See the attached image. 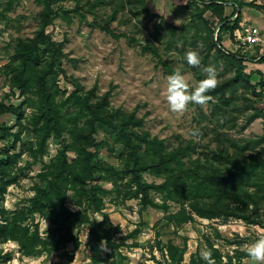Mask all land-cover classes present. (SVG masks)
Instances as JSON below:
<instances>
[{"label": "trees", "instance_id": "obj_1", "mask_svg": "<svg viewBox=\"0 0 264 264\" xmlns=\"http://www.w3.org/2000/svg\"><path fill=\"white\" fill-rule=\"evenodd\" d=\"M15 1H8L9 8ZM63 1L39 0L42 10L37 15L35 36L16 40L14 55L4 69L11 88L18 90L23 100L19 106L0 102V118L12 115L18 127V131L13 132V128L0 122V140L11 139L0 159V244L16 242L24 257L51 254L72 245L73 249L68 252V262H72L82 245L80 233L87 227L90 264H122L126 260L123 249L138 247L137 242L130 245L128 241L137 240L142 230L138 226L124 234L121 227L113 224L106 210L109 196H114L112 202L115 204L138 200L140 215L149 208L162 210L175 229L193 222L195 216L208 220L234 218L248 225H263L264 133L242 140L229 133L231 130L245 131L257 119L264 121V108L251 104V97L254 103H264V73L254 72L259 76L254 82L253 73L246 72L248 61L264 64V55L252 58L241 50L232 53L223 44L225 35L234 40L242 20L238 11L247 4L238 3L228 14L226 6L215 0H189L185 5L189 10L186 22L174 26L160 18L157 39H169L168 49H175L183 69L202 80L206 75L202 69L213 65L218 76L217 87L207 93L213 97L207 103L209 113H204L198 105L201 122L207 123L204 129L211 136L209 143L189 139L170 147L165 139L153 137L145 130V118L138 116L137 109L130 113L112 109L111 91L99 95L97 85L86 91L75 83L74 90L67 95L60 88L58 79L67 74L61 66L65 44L54 41L47 30L62 11L55 10L54 5ZM101 1L113 12L109 20L95 18V27L116 39L128 37L125 33L117 34L111 27L119 13L129 14L140 24L143 19L159 18L151 13L147 0L97 2ZM86 5L91 13L97 3L90 5L88 1ZM207 14L219 20L216 36L217 28L212 27ZM0 17H5L4 11L0 12ZM198 43L203 47H198ZM145 49L163 61L158 47L146 46ZM188 50L199 53V67L187 64L184 56ZM165 66L169 74L174 73L172 68ZM26 107L34 108L29 118ZM241 117L244 123L240 125ZM26 132L34 141L28 150H23L21 147L27 143L22 136ZM100 132L105 136L98 141L96 136ZM52 137L60 142L61 148L37 175L38 182L32 188L34 194L28 204L13 212L1 207L9 187L27 177L25 171L32 166L27 163L20 167L24 153L28 151L37 162L48 153ZM104 148L120 151V168L101 158ZM17 150L18 153L13 152ZM145 173L163 182L148 183ZM105 184H112L113 190ZM153 194L162 196L161 204ZM169 203L178 205L179 211L170 213ZM37 215L49 221L50 238L41 236L40 225L35 221ZM102 240L107 241L109 251L100 249ZM160 243L156 248L164 258L167 252L169 264H183L187 246L180 248L170 242L164 248ZM207 247L213 252L212 258L220 263L222 252L214 248L210 239ZM236 254L229 257L230 264L236 257L238 264L248 257L245 251ZM189 264H206V261L198 250L191 254Z\"/></svg>", "mask_w": 264, "mask_h": 264}, {"label": "rangeland", "instance_id": "obj_2", "mask_svg": "<svg viewBox=\"0 0 264 264\" xmlns=\"http://www.w3.org/2000/svg\"><path fill=\"white\" fill-rule=\"evenodd\" d=\"M8 1L0 0V12L4 11L5 14V17H0V102L19 106L23 99L19 96L18 90L11 88L4 69L14 55L16 40L35 36L38 30L37 15L42 7L39 0H16L9 8ZM88 1L90 5L97 3L91 13L89 5H86ZM97 1L99 0H65L54 5L55 10L62 11L57 13L58 16L48 28L47 33L54 41L65 44L61 66L67 74L61 75L58 79L60 88L66 91L67 95L74 90L75 83L81 85L86 91L97 85L99 95L111 91L112 109H122L129 113L137 109L138 116L145 118V130L153 137L165 139L170 147L189 139L209 143L211 136L204 129L207 123L201 122L198 105L189 104L188 110L182 115L173 114L168 109L165 90L167 77L171 74L167 72L165 64L173 71L179 70L185 76L190 85V91L200 80L193 73L183 69V64L177 60L175 49H168L169 39L158 41L156 28L162 17L155 14L159 18L143 19V23L140 24L134 18L131 19L129 14L119 13L117 19L112 21L111 27L116 30L117 34L125 33L128 37L116 39L95 27V18L109 20L113 12L111 7L103 5L102 1L100 3ZM81 5L83 8L79 7ZM206 17L212 22V27L217 28L219 20L214 19L211 14H207ZM137 24L139 27H134V25L138 26ZM217 31L218 28L215 36ZM225 40L231 41L227 43L228 46H224L232 53L241 50L252 58L260 56L259 53H252L251 49L245 52L242 48L237 49L236 43L228 35H225L223 44ZM146 46H151L152 49L158 47L163 61L152 51L146 50ZM252 63V61L246 63V72L253 73V81L256 82L259 76H254ZM251 100V104L256 105L257 108H264L262 101L254 103L253 97ZM202 110L208 114V105L202 106ZM33 112V107H26V117L29 118ZM0 122L13 128V132L18 131L14 116L5 115L0 118ZM243 123L244 117H241L239 124ZM25 126H27V121H25ZM229 133L237 140L256 138L264 133V121L257 119L245 131L231 130ZM104 136L105 133L100 132L96 138L99 141L103 140ZM22 139L27 145L21 148L28 150L29 144L34 139L31 140L27 132ZM10 143L11 139L0 140V159L3 157L2 150ZM60 148V142L52 137L49 141L48 153L37 162H34L30 153L26 151L20 167H25L27 163H32V166L25 171L27 177L9 187L1 207L13 212L27 205L28 199L34 194L32 188L38 182L37 175L45 164H49L57 156ZM13 152L18 153V150ZM119 154V150L111 152L108 148H104L101 158L120 168L122 163L118 158ZM144 178L148 183L161 184L163 182L162 179L149 173H145ZM105 186L113 190L112 184H105ZM153 196L156 202L162 203L161 195L153 194ZM113 198L114 196H109L106 200V210L110 212L113 224L121 227L124 234L132 232L138 226L142 230L137 240L128 241L130 245L137 242L139 246L123 249L126 260L122 264H157V261L169 264L167 252L164 258L156 248L158 242H161V247L164 248L170 242L180 248L187 246L188 251L183 264H189L191 254L198 250L201 252L203 249H208V239L214 244L215 249L222 252V261L216 264H230L229 257L237 256V251L241 253L245 245L255 242L261 235H264V219L263 225H248L234 218L208 220L195 216L193 222L180 229H175L165 219L166 212L149 208L140 215L141 208L138 200L117 201L118 203L115 204L112 202ZM168 205L170 213L180 209L174 203ZM69 206L77 210L73 205ZM97 217L101 219L99 215ZM35 221L40 225L41 236L50 238L49 221L39 215L36 216ZM80 241L82 245L72 262H68V252L73 249L72 245L51 254L24 257L19 251L18 244L8 241L0 244V255L2 256L0 264H90L87 227L81 231ZM4 257L8 259L5 260ZM237 260L236 257L231 264H238ZM242 264H252V262L247 257L242 260Z\"/></svg>", "mask_w": 264, "mask_h": 264}, {"label": "clouds", "instance_id": "obj_3", "mask_svg": "<svg viewBox=\"0 0 264 264\" xmlns=\"http://www.w3.org/2000/svg\"><path fill=\"white\" fill-rule=\"evenodd\" d=\"M198 47H203L202 43H198ZM184 59L191 67L201 65V57L195 50L186 51ZM202 71L206 74L205 78L198 81L191 91L189 83L179 70L167 77L165 97L171 113L182 115L188 110L189 104L204 106L213 99L207 93L214 91L218 85L217 70L215 66L209 65L204 67ZM99 247L105 252L109 251L107 241L102 240ZM244 251L252 264H264V235H261L255 242L245 245ZM200 257L206 261V264H216L212 258L211 250H201Z\"/></svg>", "mask_w": 264, "mask_h": 264}, {"label": "crops", "instance_id": "obj_4", "mask_svg": "<svg viewBox=\"0 0 264 264\" xmlns=\"http://www.w3.org/2000/svg\"><path fill=\"white\" fill-rule=\"evenodd\" d=\"M149 10L157 14L158 16L164 18L168 23L179 26L186 22L189 18V10L185 8V5L189 0H147ZM211 1V0H205ZM220 4L226 6V13L231 14L235 8H237L238 3H244L245 5L238 12L241 13V26L249 25L258 28L261 31L262 37L264 39V0H215ZM254 4L250 6L249 4ZM225 38V37H224ZM231 43L229 40L224 41V45L228 46ZM252 53H259V55H264V43L250 48ZM254 72L260 71L264 73V64H259L257 61H252ZM254 76H258L254 73ZM259 80V79H258ZM257 80V81H258ZM110 213V212H109ZM111 216V215H110ZM112 218V216H111Z\"/></svg>", "mask_w": 264, "mask_h": 264}, {"label": "built area", "instance_id": "obj_5", "mask_svg": "<svg viewBox=\"0 0 264 264\" xmlns=\"http://www.w3.org/2000/svg\"><path fill=\"white\" fill-rule=\"evenodd\" d=\"M234 42L237 49L242 48L244 52L250 48L264 43L261 31L253 26L243 25L234 33Z\"/></svg>", "mask_w": 264, "mask_h": 264}]
</instances>
